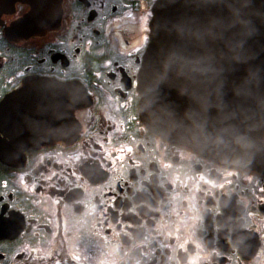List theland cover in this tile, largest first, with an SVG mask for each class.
<instances>
[{"label":"flooded vegetation","instance_id":"1","mask_svg":"<svg viewBox=\"0 0 264 264\" xmlns=\"http://www.w3.org/2000/svg\"><path fill=\"white\" fill-rule=\"evenodd\" d=\"M155 0H0V264H264V172L141 120Z\"/></svg>","mask_w":264,"mask_h":264},{"label":"water","instance_id":"2","mask_svg":"<svg viewBox=\"0 0 264 264\" xmlns=\"http://www.w3.org/2000/svg\"><path fill=\"white\" fill-rule=\"evenodd\" d=\"M138 73L161 138L264 172V0H155Z\"/></svg>","mask_w":264,"mask_h":264}]
</instances>
